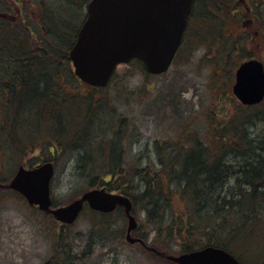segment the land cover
Masks as SVG:
<instances>
[{
	"label": "trees",
	"instance_id": "16d2710c",
	"mask_svg": "<svg viewBox=\"0 0 264 264\" xmlns=\"http://www.w3.org/2000/svg\"><path fill=\"white\" fill-rule=\"evenodd\" d=\"M89 2L0 0V161L9 153L18 166L27 162L29 167H34L40 161L30 154L37 150L55 156L49 159L54 162L59 156H68L69 161H74V174L88 182L90 188H106L127 196L132 201L133 213L137 202L146 200L149 214L145 227L143 225L147 231L143 232L144 239L147 240L149 230L153 229L155 237L151 246L165 255L170 254L165 246V234L169 240L176 239L174 228L177 226L180 254L215 246L228 250L242 261L232 248L233 244L235 247L241 245L242 251L250 246L253 254L263 256L264 226H260L258 212L264 211V128L251 137V133L246 136L247 132L245 134L241 127L255 125L257 121L260 122L255 126H263L264 112L244 116L242 120L243 114H239L233 121L241 124L240 128L230 120L225 126H217V146L192 141L190 148L172 149L169 157L160 159L161 174L157 172L152 176L145 168H132L127 162L125 148L130 138L124 132L123 122L115 138L108 144L101 143L99 133L104 120L99 103L102 101L82 91L83 86H89L76 78L69 60L80 28L76 24L85 20L83 8ZM232 2L196 0L183 45L187 37L189 39L190 29L197 25V21L193 23L196 13L206 18L211 16L209 20L215 23L211 28L218 30L216 42L225 39L226 30L232 29L234 19L239 16H261L264 21V0H238L236 6ZM199 36L201 43L209 40ZM249 37L247 41L235 38L231 45L228 42V49L223 50L230 53L227 58L232 51L252 44L253 36ZM258 37L256 44L263 46L264 38L258 41ZM133 63L144 68L139 60ZM6 179L1 176L0 182H8ZM3 192L16 195L8 189H0V196ZM176 194L187 203L182 214L172 211ZM118 210L103 214L89 209L91 216L97 219L94 230L101 234L112 232L115 221L111 218ZM187 211L189 219L185 220ZM121 212L125 218V212ZM165 221L168 222L167 230L163 225ZM72 226L61 225V240L46 264L77 261L79 256H72L62 242V238L68 237L63 235ZM259 228L263 231L260 232L262 241L257 243ZM161 259L169 261L165 256Z\"/></svg>",
	"mask_w": 264,
	"mask_h": 264
},
{
	"label": "rangeland",
	"instance_id": "374dc122",
	"mask_svg": "<svg viewBox=\"0 0 264 264\" xmlns=\"http://www.w3.org/2000/svg\"><path fill=\"white\" fill-rule=\"evenodd\" d=\"M232 1H235L232 5L236 6L238 0ZM83 13L86 14V6ZM210 17L196 13L193 23L197 21V25L190 29L189 39L187 37L177 60L166 74L150 76L142 65L130 63L118 67L108 87L99 90L91 89V86L82 88L85 94L89 93L93 99L102 101L99 103L104 120L99 133L101 143L108 144L115 138L123 122L124 132L130 138L125 145L127 162H130L131 167L145 168L148 175L154 176L157 172L161 174L163 169L160 159L169 157L174 151L172 149L182 151L184 148H190L192 141L210 147L217 146V126H225L239 114H243L240 117L242 120L244 116L264 112V104L242 110L232 92L235 73L241 63L250 58L264 62V45H257L255 42L258 36V41L264 38L263 17L235 18L232 29L225 32V39H218L217 42L215 37L218 30L211 28L215 23L209 20L212 19ZM78 24L82 25L81 20L76 25ZM199 35L209 40L201 43L198 40ZM249 35L253 36L252 44L244 46L243 50L232 51L230 58H227L230 53L223 51L228 49L227 43L231 45L235 38H244L243 41H247ZM97 110L98 108L95 111ZM234 125L239 128L241 126L237 121ZM255 125L251 123L241 128L245 134L247 132L246 136L251 133L250 136L253 137L256 131L260 133L264 128V123L263 126ZM30 155L38 161L55 158L47 152L40 153L39 150ZM55 162L52 197L57 205H68L93 189L88 182L73 173L74 161H69L68 156H59ZM14 164L9 153L0 161V175L8 178L7 181H10L19 167L17 163L16 166ZM24 166L29 168L27 162ZM101 171H104L103 167ZM13 195L3 192L0 196V264H46L54 256L57 243L61 240V224L30 206L21 197ZM135 207L136 212L133 214L139 224L138 232L147 233L143 228L149 214L147 201L141 200ZM186 207V201L179 195L173 196V213L182 214ZM188 214L187 211L185 220L189 219ZM246 214L252 215L251 212ZM91 215L87 207L77 222L69 228L68 233L63 235H68L67 238H62V242L71 250L70 254L79 256L77 261L71 260V264H174L165 259L159 260L143 251L139 245L127 242L128 218L126 214L125 218L123 217L121 210L111 218L115 223L109 234L94 230L97 219ZM170 217L172 216L169 213L168 219ZM258 217L260 226H264V211L260 210ZM164 223L167 230L168 222ZM123 229L125 230L121 239ZM174 230L176 239L169 240L166 233L165 246H168L166 249H169L170 254L180 255L178 240L181 238L177 236V226ZM149 231L147 242L151 246L155 231ZM260 232L261 228L257 230V243L262 241ZM232 248L242 258L243 264H264V261H260L264 255L253 254L250 246L243 251L241 245L235 247L232 244Z\"/></svg>",
	"mask_w": 264,
	"mask_h": 264
},
{
	"label": "water",
	"instance_id": "95a60500",
	"mask_svg": "<svg viewBox=\"0 0 264 264\" xmlns=\"http://www.w3.org/2000/svg\"><path fill=\"white\" fill-rule=\"evenodd\" d=\"M194 2L91 0L69 54L75 75L90 86L105 88L117 67L133 59L142 61L149 74L167 72L181 46ZM233 91L242 104L262 102L264 64L250 60L240 65ZM54 173L53 162L32 169L21 166L8 187L23 195L29 205L37 206L64 225L74 224L87 206L101 213H112L122 207L128 217L127 241L142 242L132 237L138 221L127 196L113 194L105 188L93 189L66 206L54 207L51 195ZM166 257L175 264H241L233 254L215 246Z\"/></svg>",
	"mask_w": 264,
	"mask_h": 264
},
{
	"label": "flooded vegetation",
	"instance_id": "af4514ba",
	"mask_svg": "<svg viewBox=\"0 0 264 264\" xmlns=\"http://www.w3.org/2000/svg\"><path fill=\"white\" fill-rule=\"evenodd\" d=\"M19 16H21V15H19ZM0 189L6 190V188H4L2 185H0ZM119 209H121V210H123L125 212V209L124 208H121L120 207ZM132 237H134V238H136V239L141 240L142 242H144V243L137 242V243H135V245H139L142 248V250L145 251L146 253H148V254H150L152 256H155V258H158L159 260H160V258H163L164 257L163 256V253L160 250L155 249L156 250V252H155V251H152L150 249V248H152V246H150L148 244L147 240L144 239L143 234H140L138 232V229L132 233ZM120 238L122 239L123 237H120Z\"/></svg>",
	"mask_w": 264,
	"mask_h": 264
}]
</instances>
